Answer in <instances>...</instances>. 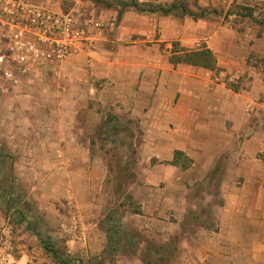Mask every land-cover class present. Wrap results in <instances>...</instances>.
<instances>
[{
	"label": "crops",
	"instance_id": "1",
	"mask_svg": "<svg viewBox=\"0 0 264 264\" xmlns=\"http://www.w3.org/2000/svg\"><path fill=\"white\" fill-rule=\"evenodd\" d=\"M87 13L105 25L93 49L47 81H23L0 95V143L15 158L27 223L56 227L55 235L59 226L60 252L73 263L98 264L121 245L111 264H145L149 244L138 242L140 233L174 248L169 264H264V31L252 36L254 28L209 16L127 11L118 24L112 9ZM173 42L190 50L205 44L220 70L174 66ZM120 124L134 142L124 186L132 214L117 219L120 239L112 244L98 220L106 168L83 133L106 135ZM93 213L95 222L84 224ZM130 218L137 223L123 230L119 223ZM6 222L0 211V227ZM25 242L8 264H55L33 235Z\"/></svg>",
	"mask_w": 264,
	"mask_h": 264
},
{
	"label": "rangeland",
	"instance_id": "2",
	"mask_svg": "<svg viewBox=\"0 0 264 264\" xmlns=\"http://www.w3.org/2000/svg\"><path fill=\"white\" fill-rule=\"evenodd\" d=\"M31 2L51 9L57 10L62 12L70 11L71 9L83 8L88 12L93 13V9H98L102 11H106L105 8L99 5L93 4L90 0H30ZM111 3L117 4L121 2H126L128 0H107ZM194 1L200 6L207 10L215 11L214 13L209 14V20H212L218 24H225L228 27H232L236 30H244L246 28H254L251 32L252 36H255L258 32L264 31V28L261 25L253 22L250 18L245 17L247 14V9H251L253 11V16L257 21H262L264 19V0H173L170 4H165L161 6L168 7L173 3L182 4L186 3L189 6H192ZM199 1H206L208 5L201 6ZM153 6L154 2H149ZM256 28V29H255ZM252 59V58H251ZM259 62V61H258ZM257 62V63H258ZM250 66L254 67L257 66L256 60L249 61ZM247 80V79H246ZM82 124L88 125V121L86 119L83 120ZM124 124V123H123ZM111 132H108V135H104L102 133L98 134L96 131H92L91 127H87L86 131H84L83 136L90 141L91 143V155H99L102 158L104 163V167L106 168V182L104 188H102L103 194H107V204L102 207L100 212V216L98 217L99 220V227L107 229L109 228L111 222L118 225L121 221L123 216L131 217L130 210L132 209L131 200L125 196L124 194V186H127L126 177H129L130 169L133 168L134 164V153L133 147L131 144L132 139L129 138V135L125 131V127L120 124L119 126H111L109 128ZM108 129V130H109ZM123 129V132H121ZM114 130L118 131L115 133ZM133 142V141H132ZM134 143V142H133ZM131 175V174H130ZM23 212L27 209L25 206V200L23 202ZM105 203V199H104ZM29 205V202H28ZM118 219V220H117ZM131 220L123 221L119 223V226L123 228V230L127 229L129 223L135 224L137 221L133 218ZM84 224L88 225L92 222H95V215L93 216L88 214V218L82 220ZM5 227L10 231V249L9 253L14 254L19 252V248L17 246H22L26 242V237L33 235L32 233L26 234V225H19L15 222V220L10 218L9 222L5 223ZM59 225V224H58ZM125 228V229H124ZM2 228L0 227V230ZM56 229V227L54 228ZM53 228L48 227L45 223H34L33 230L34 232H38L41 235L42 239L46 240L51 246L57 247L59 251H63L64 248L62 245L57 244V242L61 241L62 233H60L58 226V234L55 235L56 231ZM107 232V230H105ZM130 233L131 230H130ZM137 233V232H136ZM124 235V236H123ZM133 235V234H132ZM34 236V235H33ZM59 237V238H57ZM122 237H126V232L123 231ZM135 237L138 239L140 243H148L149 252H146L144 257V262H148L149 264H153L155 261H158L157 257L163 256V258L167 259V255L164 254L163 251H160L158 255H154L153 251L157 248H160V240L157 238H148L145 237L143 234L137 233ZM34 238H36L34 236ZM39 242V241H38ZM40 245V243H39ZM139 249V247H136ZM135 248V249H136ZM135 249L133 252L135 253ZM118 253H124V247L121 245L116 248V250L112 251V254L105 250L100 256L101 264L107 262L111 264L112 257L118 255ZM80 258V256H78ZM81 259V258H80ZM85 264H90V258L85 260ZM83 263V262H82ZM93 263V262H92ZM91 263V264H92ZM56 264V263H55ZM84 264V263H83ZM157 264H164L162 261H158Z\"/></svg>",
	"mask_w": 264,
	"mask_h": 264
},
{
	"label": "built area",
	"instance_id": "3",
	"mask_svg": "<svg viewBox=\"0 0 264 264\" xmlns=\"http://www.w3.org/2000/svg\"><path fill=\"white\" fill-rule=\"evenodd\" d=\"M104 27L83 8L62 12L30 0H0V95L13 93L23 81L32 85L52 78L59 65L93 49ZM9 249L5 227L0 230V264H8Z\"/></svg>",
	"mask_w": 264,
	"mask_h": 264
},
{
	"label": "trees",
	"instance_id": "4",
	"mask_svg": "<svg viewBox=\"0 0 264 264\" xmlns=\"http://www.w3.org/2000/svg\"><path fill=\"white\" fill-rule=\"evenodd\" d=\"M93 4L102 6L105 9L114 10L116 15V23L119 24L122 15L127 11H133L138 14L140 13H157L162 16H176V17H190L194 21L202 20L208 17L209 14L214 13L215 11L207 10L203 7H200L195 1L192 6L189 4L182 3L177 4L173 3L168 7L156 5L153 6L148 3H140L138 0H128L121 3H111L107 0H90ZM68 12V11H67ZM245 17L250 18L253 22L261 25L264 28V19L262 21H257L253 16V11L247 9V14ZM260 36V32L256 34ZM169 62L174 66L178 64L190 65L193 67L207 69L209 71H218L220 70L217 65V59L215 54L210 50L205 44L198 46L195 49H186L183 48L180 43L173 42L171 44V49L169 51ZM264 63V61H262ZM108 135V131H104ZM177 155V153H176ZM14 163L15 158L9 152L5 144L0 143V211L4 215V218L9 222L10 218L15 220L19 225H26L28 232L32 233L42 245L43 250L49 254L56 264H83L81 260H78L77 263H73L65 253H62L57 250V248L51 246L46 240L42 239L39 233L34 232L33 227L27 223L25 216L23 214V202H24V193L16 182V177L14 174ZM172 163H175L172 162ZM138 212V210H135ZM114 223L111 222L107 235L108 241L110 243H115L119 241V236H117V228L114 229ZM174 249L173 247L171 248ZM163 251L165 255H172L171 251L166 249V247H160L153 251L154 255L160 254L159 252ZM158 261H162L164 264H169L165 261L163 256L157 257ZM170 258L167 256V259ZM158 261H155L153 264H157ZM96 264V263H92ZM98 264H101L100 262ZM145 264H149L145 261Z\"/></svg>",
	"mask_w": 264,
	"mask_h": 264
}]
</instances>
